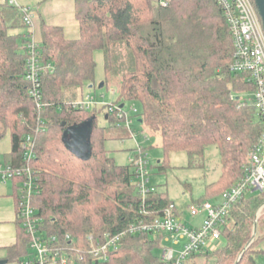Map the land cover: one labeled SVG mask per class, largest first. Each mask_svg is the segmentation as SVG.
<instances>
[{"label":"trees","instance_id":"obj_1","mask_svg":"<svg viewBox=\"0 0 264 264\" xmlns=\"http://www.w3.org/2000/svg\"><path fill=\"white\" fill-rule=\"evenodd\" d=\"M21 10L7 1L0 4V139L9 134L11 153L4 164L15 166L23 163L25 138L34 140L30 166L40 184L35 206L48 235L68 234L71 245L86 251L89 236L96 239L123 231L140 201L133 164L117 165L104 147L107 129L120 128L125 117L120 119L118 110L107 112L110 126L105 128L97 125L94 108L73 106L94 81L97 51L104 56L105 79L120 74L118 101L140 102L139 121L161 137L160 172L172 153L184 152L193 162L213 146L219 153L221 174L197 202L218 199L239 180L262 126L252 106H241L239 94L250 88L244 75L230 69L233 40L215 0H171L165 8L154 0H74L77 39H67L61 27L40 21L38 59L45 66L41 72L45 107L40 115L25 81L23 48L30 33H9L21 21L25 25ZM89 120L88 153L77 157L68 148L67 130ZM16 192L14 187L17 205ZM152 200L156 216L173 203L158 191ZM263 201L264 194L239 200L225 220L224 245L196 257H203L206 264L209 260L256 264L255 257L263 253L257 250L264 239L257 228L264 226V213L256 221L254 240L241 252L251 241L255 213ZM26 239L18 223L12 252L19 257L26 253ZM157 243L147 234L126 236L117 251L97 264H156L152 249Z\"/></svg>","mask_w":264,"mask_h":264},{"label":"built area","instance_id":"obj_2","mask_svg":"<svg viewBox=\"0 0 264 264\" xmlns=\"http://www.w3.org/2000/svg\"><path fill=\"white\" fill-rule=\"evenodd\" d=\"M160 7H167L171 0H154ZM222 9L229 25L233 40L234 54L230 69L235 74L245 76L248 91L253 94L250 102L243 99L241 106H252L261 122L262 132L250 149L241 170V177L230 188L225 190L218 199L196 202L187 207L190 217L203 216L199 226L186 227L183 223V212H178L174 203L169 204L160 216L155 214V202L152 197L157 193L155 187L149 185L148 161L142 149L138 147L136 154L129 159L133 164L135 187L140 201L135 215L126 228L116 234L105 233L99 238L89 236V247L86 251L71 245L68 234L58 237L47 234L46 223L38 216L35 200L40 194V184L32 169L35 142L28 136L21 145L23 163L15 166L4 164L0 171V179H9L16 187V216L27 244L34 247L38 260L34 264H97L105 259L110 252L117 251L126 236L147 234L163 245L162 253L156 264H193L196 256L213 253L220 246L223 238L225 220L230 210L239 200L264 194V30L254 0H215ZM15 5V0H9ZM25 25L32 26V13L29 8H22ZM26 36L24 51L27 54L25 81L29 95L33 98L35 111L40 115L45 107L42 101L41 72L45 68L38 59V44ZM48 67V66H47ZM84 99V100H83ZM93 99L89 95L75 102L73 106L92 109ZM118 110L121 119L125 114L120 108L108 107V112ZM126 125L129 121L125 118ZM40 129L43 122H39ZM264 210L262 204L257 210L255 221ZM195 257V258H194ZM25 264V263H19ZM26 264H32L30 262Z\"/></svg>","mask_w":264,"mask_h":264},{"label":"rangeland","instance_id":"obj_3","mask_svg":"<svg viewBox=\"0 0 264 264\" xmlns=\"http://www.w3.org/2000/svg\"><path fill=\"white\" fill-rule=\"evenodd\" d=\"M6 1L8 2L9 0ZM15 2V6L18 8L30 9L33 15L32 26L23 25L21 21L20 26L10 29L9 33L22 36L32 33L30 38L38 44L40 41L39 23L44 21L46 24L61 27L65 38H78V25L74 18V0H15ZM18 42L21 44L20 38ZM121 54L122 57L126 55L124 51ZM94 61V81L90 84L92 88L89 89L87 86L83 91V97L89 95L93 99L92 108L96 110L97 125L109 128L110 120L106 116L110 105L114 108L122 106L121 111L129 121V125H126L125 120L119 123L120 128L111 127V129H107L108 140L104 143V147L108 154L117 165H127L129 164V159L136 154L138 147H140L148 161L149 185L155 187L159 193H166L175 204L178 212H183V223L186 227L199 226L203 216L192 218L186 209L204 197L205 187L219 178L221 167L217 149L213 146L206 148L203 157L195 158L193 162L190 161L188 155L184 152L172 153L168 157L167 168L164 172H160L157 163L162 162L164 159L161 149V137L158 133H150L145 125L139 121L142 111L140 102L118 101L117 91L120 84V74L114 73L110 75L108 80L105 79L102 52L97 51L94 54ZM104 81L106 85L99 88V85L102 82L104 83ZM239 96L250 102L253 94L251 91H246L239 94ZM10 153L11 140L9 134H6L0 139V171L4 168V163ZM255 195L258 196L257 193ZM13 199L12 181L7 179L4 185V180L0 179V213H6L8 209L13 208ZM262 204H264V201L260 206ZM263 213L264 210L259 217ZM260 227L264 228V226H258L257 235L264 236V229ZM10 237H13L12 226L8 223H0V239L6 240ZM153 238L154 236H150V239ZM224 243V238H221L220 246H223ZM163 245L160 242L157 243L152 249L153 257H160ZM25 247L26 253L20 256L22 263L30 262L34 264L38 260L35 248L27 243ZM257 250L263 253L255 257L256 264H264V239L257 245ZM9 256L11 257V255ZM194 262L195 264H206V260L203 257H196ZM207 264H214V261L209 260Z\"/></svg>","mask_w":264,"mask_h":264},{"label":"water","instance_id":"obj_4","mask_svg":"<svg viewBox=\"0 0 264 264\" xmlns=\"http://www.w3.org/2000/svg\"><path fill=\"white\" fill-rule=\"evenodd\" d=\"M254 4L256 6L258 15L261 20L262 28L264 30V0H254ZM104 83L102 82L99 85V88H102ZM88 88H92V85H88ZM122 108V106H120ZM91 120H89L86 124L77 126L74 128H70L67 130V144L70 151L77 157H84L88 153L89 149V124ZM256 236V221L253 226L252 238L251 241L244 247L241 252V255L247 250L249 245L252 243ZM241 257V256H240ZM238 258V261L240 259ZM0 264H7L6 261L0 262Z\"/></svg>","mask_w":264,"mask_h":264},{"label":"crops","instance_id":"obj_5","mask_svg":"<svg viewBox=\"0 0 264 264\" xmlns=\"http://www.w3.org/2000/svg\"><path fill=\"white\" fill-rule=\"evenodd\" d=\"M6 0H0V4ZM14 189V186H13ZM13 208L8 209L6 213H0V223H8L12 226L13 237L6 240L0 239V262L6 261L7 264H19L22 259L12 252V247L17 243V233H18V220L16 216V204L15 200H12ZM27 239L25 240V244ZM6 251V252H5ZM10 253V254H9ZM11 255V257L9 256ZM13 256V257H12Z\"/></svg>","mask_w":264,"mask_h":264}]
</instances>
